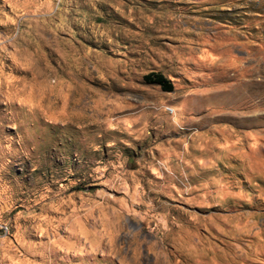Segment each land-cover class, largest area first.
Returning a JSON list of instances; mask_svg holds the SVG:
<instances>
[{"label":"rangeland","instance_id":"obj_1","mask_svg":"<svg viewBox=\"0 0 264 264\" xmlns=\"http://www.w3.org/2000/svg\"><path fill=\"white\" fill-rule=\"evenodd\" d=\"M0 264H264V0H0Z\"/></svg>","mask_w":264,"mask_h":264},{"label":"trees","instance_id":"obj_2","mask_svg":"<svg viewBox=\"0 0 264 264\" xmlns=\"http://www.w3.org/2000/svg\"><path fill=\"white\" fill-rule=\"evenodd\" d=\"M143 80L146 83L158 85L164 91H171L173 89L172 81L158 71H151L144 74Z\"/></svg>","mask_w":264,"mask_h":264}]
</instances>
